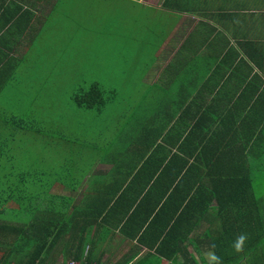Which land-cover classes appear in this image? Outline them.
Returning <instances> with one entry per match:
<instances>
[{
    "label": "crops",
    "instance_id": "crops-1",
    "mask_svg": "<svg viewBox=\"0 0 264 264\" xmlns=\"http://www.w3.org/2000/svg\"><path fill=\"white\" fill-rule=\"evenodd\" d=\"M59 1L0 0V69L9 64L16 76L29 59L37 58L32 43L45 34ZM116 1L129 13L121 25L127 35L106 38L136 43L139 37L155 43L138 82L146 89L138 102L156 94L154 104L137 113L132 92H127L123 133L117 126L119 134L103 147L99 142L77 143V136L69 133H61L64 142L53 133L44 141L39 135H22L32 155L30 202L22 216L29 219L33 233H47V243L52 241L46 244L51 252L41 255L42 264L74 259L94 264H207L204 253L211 244L225 251L220 254L222 264H264V239L255 249L245 245L243 253H235L227 231H233L234 240L241 227L228 225L214 203L205 210L183 211V205L175 209V198L167 205L166 196L147 193L150 173L159 172L172 154L190 163L196 154L191 155L192 146L209 139L228 145L222 151L229 155L239 148L236 152L243 157L249 151L247 146L240 149L241 134L263 135L264 0ZM131 27L135 33L130 36ZM46 36L53 41L52 35ZM119 53L103 73L135 70L116 66L118 59L132 58ZM136 82L124 88L132 89ZM14 94L11 89L0 92L5 120ZM0 129L6 128L0 124ZM82 148L90 154L79 153ZM40 150H45L46 161L40 159ZM257 151L255 145L253 153ZM150 156L162 157L161 165L149 161ZM259 177L264 182V170ZM254 196L264 218V193Z\"/></svg>",
    "mask_w": 264,
    "mask_h": 264
},
{
    "label": "trees",
    "instance_id": "trees-1",
    "mask_svg": "<svg viewBox=\"0 0 264 264\" xmlns=\"http://www.w3.org/2000/svg\"><path fill=\"white\" fill-rule=\"evenodd\" d=\"M34 48L39 53L40 48ZM27 65L31 67L36 65V58L29 59ZM127 74L131 75L132 82L138 79L133 88L129 89L133 93L140 82L141 71ZM16 77L18 76H14L9 64L4 69L2 67L0 92L2 89H11L19 93L21 90L15 88V85L21 79ZM96 83L98 81L86 88L79 87L73 92L70 96L73 105L83 110H100L103 91ZM5 114L6 120L0 115V124L6 128L5 131L0 129V264H42L41 255L45 257L51 252L47 245L52 241L47 243L49 238L47 233H33L29 219L22 216L25 211L23 207L30 202L28 168L32 156L29 147L23 149L26 147L23 136L39 135V140L44 141L51 132L40 120L19 118L10 121L7 120V111ZM245 134V136L241 134L239 145L241 150L247 146L249 152L243 157L236 152L239 148L236 147L229 155L222 151L223 148L228 150L230 148L228 145L221 147L220 142L210 143L209 139L192 146L191 155L194 152L196 154L190 163L182 156L172 154L164 166L160 167L159 172L150 173L151 184L147 193L156 195L159 199L166 196L167 200L164 202L167 205L173 202L168 199L175 198L177 205L175 209L183 205V211L205 210L214 203L217 215L222 214L228 225L241 227V233H247L249 236L247 248L255 249L264 239V218L260 216L261 203L255 199L252 181L264 170V158L258 159L260 154L264 157V133L262 136ZM53 135L58 141H65L62 138L63 134L58 132ZM255 145L257 153H253ZM162 160V157L159 159L149 157V161L158 165H161ZM185 198L188 199L185 201ZM227 232L230 234L229 245L232 247L235 234L233 231ZM49 247L51 248V245ZM215 252L220 256L225 251L217 247Z\"/></svg>",
    "mask_w": 264,
    "mask_h": 264
},
{
    "label": "rangeland",
    "instance_id": "rangeland-1",
    "mask_svg": "<svg viewBox=\"0 0 264 264\" xmlns=\"http://www.w3.org/2000/svg\"><path fill=\"white\" fill-rule=\"evenodd\" d=\"M99 3L105 9L102 7L98 10L96 5ZM54 8L44 27L45 34H40L32 43V47L40 48L36 65H23L21 74H16L21 80L17 81L15 88L21 91H15L11 97L10 102L14 104L7 106V119L40 120L51 133H69L71 137L77 136V143L99 142L103 147L104 143L116 137L117 126L122 127L120 133H123L124 120L128 114L129 105L124 94L130 90L124 87L125 83L134 82L130 74H124L121 66L125 68L132 63L133 69H136L133 72L142 70L146 62L150 61L155 43L141 41L139 37L135 38L136 43L112 42L106 38L114 33L127 35L126 27L121 25L128 19L129 13L121 1L60 0ZM131 28L133 31L130 36L135 33L134 27ZM46 34L52 35L53 41ZM120 51L131 54L132 58L118 59L120 65L116 66L121 68L118 72L110 74L107 70L103 73L106 67L113 65L115 57L121 55ZM95 81H98L96 84L103 91L100 110H83L73 105L69 96L79 87L86 88ZM145 93V86L138 83L130 97L132 102L135 101L131 104L137 113L138 108L142 111L151 108L147 105L154 104L156 94L144 98L142 103L138 102ZM69 148L74 153L70 145ZM44 151L40 150L39 156L46 161ZM63 152L60 150L61 154ZM78 152L86 156L90 154L88 148ZM259 178L252 181L256 195L264 193V182L257 180Z\"/></svg>",
    "mask_w": 264,
    "mask_h": 264
},
{
    "label": "clouds",
    "instance_id": "clouds-1",
    "mask_svg": "<svg viewBox=\"0 0 264 264\" xmlns=\"http://www.w3.org/2000/svg\"><path fill=\"white\" fill-rule=\"evenodd\" d=\"M249 236L247 233H239L232 242V248L235 253L240 254L244 252L246 242ZM207 264H222V259L215 252V244L209 246V250L204 253Z\"/></svg>",
    "mask_w": 264,
    "mask_h": 264
},
{
    "label": "built area",
    "instance_id": "built-area-1",
    "mask_svg": "<svg viewBox=\"0 0 264 264\" xmlns=\"http://www.w3.org/2000/svg\"><path fill=\"white\" fill-rule=\"evenodd\" d=\"M65 264H94V263H87L83 261H75V260H68L65 262Z\"/></svg>",
    "mask_w": 264,
    "mask_h": 264
}]
</instances>
